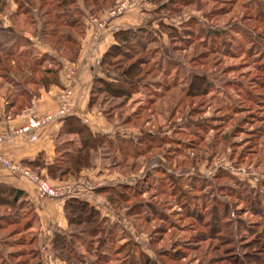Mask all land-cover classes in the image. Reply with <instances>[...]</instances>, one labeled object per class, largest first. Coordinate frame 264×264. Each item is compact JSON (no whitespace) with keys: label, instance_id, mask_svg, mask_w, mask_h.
Masks as SVG:
<instances>
[{"label":"rangeland","instance_id":"1","mask_svg":"<svg viewBox=\"0 0 264 264\" xmlns=\"http://www.w3.org/2000/svg\"><path fill=\"white\" fill-rule=\"evenodd\" d=\"M39 1H0V111L17 113L18 94L37 85L25 61L39 62L40 78L89 36L85 64L97 68L84 118L102 119L108 133L79 172L60 159L62 174L27 165L64 186L44 196L61 214L52 221L49 209L5 196L0 264H264V0ZM122 15L119 49L101 58ZM68 90L73 108L69 86L58 109ZM62 134L66 157L85 134ZM70 197L85 209L73 211L81 200Z\"/></svg>","mask_w":264,"mask_h":264},{"label":"crops","instance_id":"2","mask_svg":"<svg viewBox=\"0 0 264 264\" xmlns=\"http://www.w3.org/2000/svg\"><path fill=\"white\" fill-rule=\"evenodd\" d=\"M137 11L139 10H131V12H129L134 13L131 16H137ZM129 12L127 15L130 14ZM125 16L126 15L117 17L110 24L111 26L109 27V32L105 35L103 44L97 47V51L100 52L101 58L102 55L108 51L111 45H113L114 33L120 28V25L125 24V19H127ZM89 40V36H85L81 46V51L78 52L73 59L69 58L70 61L67 59H61V64L55 73V81L39 86L36 85V88L28 89L29 93L18 95L21 96V98H26V103L21 104L20 101L22 99L20 98L21 100L14 105L18 110L17 113L13 114L12 111H7L6 108H3L2 111H0V129L6 128L12 131L22 127L27 123L28 118L32 115L33 111H36L38 114L56 111L59 107L60 95L66 88L73 86L75 89V96L72 99L75 111L73 115H76L91 129V131L103 135L108 133L99 131V128L107 125H105L102 119L98 120L97 117L89 115L88 121L84 118L87 117V110H89V106L91 104V89L93 86L92 75L97 68L96 65L88 67V65L85 64L84 57L86 52H88L87 44L89 43ZM68 64H71L73 67H77L76 71H78V74L76 79H69L68 76H66L64 67L69 66ZM12 109H14V107ZM63 119L59 120V122L54 121L38 130L33 131L30 137L13 135L7 142L0 145V152L23 163L36 165L35 163L40 161L41 163L36 166L37 169L41 173L48 175V165H53L55 159L58 158L60 154L59 146L65 143L64 139H62V133L63 129L66 130L68 119ZM44 165L47 167H44ZM6 187L22 191L23 196L21 199L26 201L27 204L36 205L40 211L46 208L49 209L52 215L48 214V216L55 218L52 221H55L60 217V210L62 207L59 206V210L56 211V206L58 205L56 198L50 199L47 197H41L35 183L26 178L12 174L7 169L0 166V189H5ZM62 205H64L63 202ZM43 213L44 212H41V216L43 215L44 218Z\"/></svg>","mask_w":264,"mask_h":264},{"label":"trees","instance_id":"3","mask_svg":"<svg viewBox=\"0 0 264 264\" xmlns=\"http://www.w3.org/2000/svg\"><path fill=\"white\" fill-rule=\"evenodd\" d=\"M0 1L3 2V4L5 3V0H0ZM42 2H44V0H40L39 1V4L41 5ZM118 33H120L122 35V39L124 41L125 40H128L129 37H131L129 35V31H126V30L125 31L124 30L123 31H119ZM119 46L118 45H113L106 52V54H108L109 51L110 52H113L114 50H116V47H117V49H119ZM5 53H6V55H12V56L16 55L15 53H12V52H10L8 50H7V52L5 51ZM17 56H19V57H22V56L23 57H28L26 55H17ZM28 59H30V58H28ZM32 59H31V61H32ZM70 59H73V58H70ZM106 59L107 58L105 57L103 59V61L105 62ZM19 61L20 60L16 61V64H18V67H21L22 63L19 62ZM38 64H39V62L38 61H35V59H33V65H31V64H29V62L25 61V65H29L28 66V69H27L28 70L27 71L28 73H25L24 72V74H25V76L27 78L28 83H31V84H34V85L37 84V86H39V85L47 84L48 82H53V81L56 80L55 73H56L57 69L56 70L54 69L52 73L49 72L51 74H49V73L46 74L45 73L40 78L35 77L33 75V72L36 71V67H37ZM37 86H35V88ZM29 88H31V87L26 86L25 89H24L25 91L24 92L22 91L19 94L29 93V90H28ZM91 102H92V100H91ZM66 119H68L67 120V125H66V130L68 132H72V130H74L76 128L77 129V132H80L82 134L84 133L85 135L81 136L80 142L79 141H75L74 142L77 145V147H74V150L75 151H73V150H67V151H65L66 154L64 155L66 157H60L59 156L58 158L55 159L53 165L50 166V172L49 173H51V174L54 173V172H57V171H59V174H62L63 173V169H58L59 165H58V161L57 160H59V159L60 160H64L66 163H68L70 170H72L73 172H79L85 166H89L90 163L92 162V158H93V151L91 149L94 150L95 148H97L98 142H99L98 140L99 139L101 140V139H103L105 137V135H102V134H98V135H100L98 137H97L96 134H93L92 131H91V129L88 126H86V124L83 123L76 115L69 116ZM59 147H60L59 153H62L61 151L63 149H65V147H66L65 146V143L62 144V145H60ZM40 163H41L40 161H37L35 163L36 165H34V164H28V163H25V164L26 165H31V166H38V164H40ZM64 170H67V169H64ZM5 189H2V188L0 189V204L3 203V202H5V200H4V197L5 196H9L10 198H13V200L15 202H17L18 200H22L21 199L22 196H23V192L22 191L16 190V189H12V188H9V187H6ZM78 199H76L75 197H70V198L66 199V202H67V204L72 205V204H76V203H74L73 200H78ZM79 200H81V199H79ZM79 202H80V204L78 206L76 204V205H74L75 207L74 206L72 207V210L73 211L74 210H79V209H82V210L85 209V208L82 207L83 206L82 202H84V201L81 200Z\"/></svg>","mask_w":264,"mask_h":264},{"label":"built area","instance_id":"4","mask_svg":"<svg viewBox=\"0 0 264 264\" xmlns=\"http://www.w3.org/2000/svg\"><path fill=\"white\" fill-rule=\"evenodd\" d=\"M128 7V2H122L118 6H116L113 10L109 12V18L112 19L115 16H119L123 14ZM107 21H102L100 23V28H103L106 25ZM66 72L69 78L75 76V71L71 65L66 66ZM73 95L72 90H68L64 94V101L61 104V107L55 112H47L46 114L38 115L32 114L25 125L19 127L14 130H9L6 128L0 129V145L7 142L13 135H23L30 137L32 132L40 129L47 124L51 123L53 120L66 116L69 112L74 114V108H69L71 96ZM0 166L7 169L12 174L18 175L19 177H23L28 179L29 181L35 183L38 187L39 194L41 197L51 196V197H59L65 194L62 192L64 186L59 185L58 188H55L54 185H50L46 179L41 178L37 175L30 167H28L23 162L14 160L7 156L6 154L0 152ZM57 187V186H56Z\"/></svg>","mask_w":264,"mask_h":264}]
</instances>
